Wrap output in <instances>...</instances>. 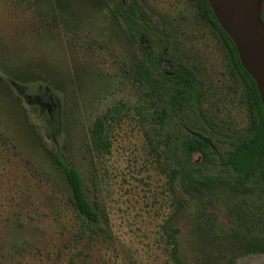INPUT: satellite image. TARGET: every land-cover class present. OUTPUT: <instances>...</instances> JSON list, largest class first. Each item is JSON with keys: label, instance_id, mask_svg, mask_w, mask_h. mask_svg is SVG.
I'll use <instances>...</instances> for the list:
<instances>
[{"label": "rangeland", "instance_id": "374dc122", "mask_svg": "<svg viewBox=\"0 0 264 264\" xmlns=\"http://www.w3.org/2000/svg\"><path fill=\"white\" fill-rule=\"evenodd\" d=\"M139 2L196 70L203 110L243 131L241 88L196 8L189 0ZM120 26L92 0H72L65 11L53 0H0V264H264V253L242 251L217 203L170 187L133 108L136 63L152 47L145 37L127 40ZM116 102L129 108L108 127V150L97 151L90 126ZM36 123L45 146L80 171L105 231L73 210ZM214 196L231 198L225 188Z\"/></svg>", "mask_w": 264, "mask_h": 264}, {"label": "trees", "instance_id": "16d2710c", "mask_svg": "<svg viewBox=\"0 0 264 264\" xmlns=\"http://www.w3.org/2000/svg\"><path fill=\"white\" fill-rule=\"evenodd\" d=\"M53 1L60 11L72 4V0ZM92 1L107 5L112 16L119 18L121 33L127 40L145 37L150 41V52L136 63L133 77L139 103L133 108L138 122L146 128L148 142L163 159L170 187L179 185L195 192L205 203H217L231 221L232 234L241 243L242 251L264 253V108L254 79L242 66L233 41L219 25L208 1L189 0L197 16L217 38L228 77L241 88L240 97L248 118L243 131L218 125L213 116L203 110L205 90L196 70L176 52L167 33L150 25L151 16L139 0ZM261 18L264 22V0ZM0 82H6L1 75ZM15 98L21 100L19 94ZM128 108L116 102L93 119L89 129L93 149L108 150V127L120 121ZM35 125L37 137L63 174L73 210L86 222L105 231L101 224V221L105 223V217L88 199L80 171L60 157L53 147L45 146L44 125ZM219 188L231 194L225 204L214 196ZM227 264H233L232 260Z\"/></svg>", "mask_w": 264, "mask_h": 264}, {"label": "water", "instance_id": "95a60500", "mask_svg": "<svg viewBox=\"0 0 264 264\" xmlns=\"http://www.w3.org/2000/svg\"><path fill=\"white\" fill-rule=\"evenodd\" d=\"M221 28L233 41L239 60L254 79L264 108L263 0H207Z\"/></svg>", "mask_w": 264, "mask_h": 264}]
</instances>
